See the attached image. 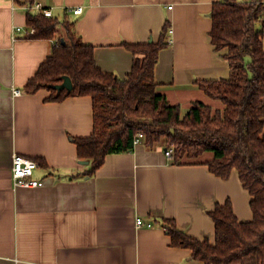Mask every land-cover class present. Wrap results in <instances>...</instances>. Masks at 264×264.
<instances>
[{"label":"crops","instance_id":"obj_1","mask_svg":"<svg viewBox=\"0 0 264 264\" xmlns=\"http://www.w3.org/2000/svg\"><path fill=\"white\" fill-rule=\"evenodd\" d=\"M34 1L69 23L94 48L97 66L119 78L133 61L121 43L156 42L169 23V46L159 52L155 82L180 110L206 102L198 81L229 77L226 50H214L209 37L211 6L223 0ZM74 7L82 13L68 12ZM25 31L26 9L0 0V264H203L170 246L165 221L212 244L208 212L217 204L229 200L238 221L252 219L251 196L235 170L222 180L205 165L177 166L163 147L149 149L143 141L130 153L108 155L85 177L89 163H80L73 139L92 132L91 99L46 102L45 90L25 93L56 42L28 40ZM13 89L21 95L14 97ZM13 154L43 161L34 172L43 186L13 187Z\"/></svg>","mask_w":264,"mask_h":264},{"label":"trees","instance_id":"obj_2","mask_svg":"<svg viewBox=\"0 0 264 264\" xmlns=\"http://www.w3.org/2000/svg\"><path fill=\"white\" fill-rule=\"evenodd\" d=\"M34 2L13 0L19 7ZM209 17L210 43L216 51L226 50L223 57L230 74L226 79L198 81L197 87L221 109L195 101L181 116L180 107L157 91L155 66L159 52L169 46L167 22L156 42L121 43L133 61L128 75L119 78L97 66L94 48L69 23L26 10V30H33L26 39L57 40L59 26H64L67 37H60L24 91H47L46 102L90 97L92 132L73 139L78 160L89 163L85 177L92 176L108 155L132 152L138 134L149 149H172L169 159L177 166L205 165L222 180L235 170L251 196L250 221H238L226 200L208 212L215 231L212 244L179 231L173 221L164 222L165 230L171 247L190 251L191 259L203 264H264V2H213ZM65 78L71 89L58 90Z\"/></svg>","mask_w":264,"mask_h":264},{"label":"built area","instance_id":"obj_3","mask_svg":"<svg viewBox=\"0 0 264 264\" xmlns=\"http://www.w3.org/2000/svg\"><path fill=\"white\" fill-rule=\"evenodd\" d=\"M26 10H32L36 12L42 13L46 17H53L52 12L49 8L43 7L39 3H34L32 6L24 7ZM68 12L74 14V15H80L83 11L82 7H74L67 9ZM21 31L20 28L14 29L15 33H19ZM33 30L29 29L25 31V34H32ZM172 31L169 29V34H171ZM13 39H16L14 37ZM58 43L55 42L53 46H56ZM12 94L14 97H17L21 95V91L19 89H13ZM143 141L142 134H138L134 140L133 145L134 147L140 144ZM172 154V149L165 150V156L167 158H170ZM40 167L39 163L36 160L20 156L18 154H13L12 160H11V180L13 187H23V188H36L41 187L44 185V183L34 178V172L36 169ZM137 227H140L143 225V222L140 219H137L136 221ZM147 227H151L150 223L146 224Z\"/></svg>","mask_w":264,"mask_h":264},{"label":"rangeland","instance_id":"obj_4","mask_svg":"<svg viewBox=\"0 0 264 264\" xmlns=\"http://www.w3.org/2000/svg\"><path fill=\"white\" fill-rule=\"evenodd\" d=\"M61 28H62V26H59L58 30L60 31ZM59 33L57 34L56 42L59 41L60 37H61V39H63V38L65 39L67 37V35L65 34L64 30L61 32L60 36H59ZM205 103H208L207 105L211 106L212 109H221V104L219 102H217V101H213V100H210L209 98H206V102ZM186 112H187V110H184V109L180 110L181 116H184ZM206 157H209V155H207Z\"/></svg>","mask_w":264,"mask_h":264},{"label":"water","instance_id":"obj_5","mask_svg":"<svg viewBox=\"0 0 264 264\" xmlns=\"http://www.w3.org/2000/svg\"><path fill=\"white\" fill-rule=\"evenodd\" d=\"M152 41V40H151ZM72 87V84L70 82L69 78H65L64 82L57 87L58 90L67 89L70 90ZM165 151V150H164ZM81 164L87 165L88 161H80Z\"/></svg>","mask_w":264,"mask_h":264}]
</instances>
